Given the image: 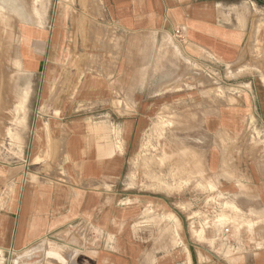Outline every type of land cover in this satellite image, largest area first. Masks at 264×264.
<instances>
[{
    "label": "crops",
    "instance_id": "0c3cea01",
    "mask_svg": "<svg viewBox=\"0 0 264 264\" xmlns=\"http://www.w3.org/2000/svg\"><path fill=\"white\" fill-rule=\"evenodd\" d=\"M40 17L17 27L12 72L24 87L12 121L25 108L28 146L21 164L0 168V264H264V0H63ZM167 59L217 78V95L237 72L234 104L214 105L205 79L170 96L207 111L212 140L234 141L207 150L225 158L209 179L195 151L183 170L172 165L173 180L202 176L214 196L131 186Z\"/></svg>",
    "mask_w": 264,
    "mask_h": 264
},
{
    "label": "rangeland",
    "instance_id": "374dc122",
    "mask_svg": "<svg viewBox=\"0 0 264 264\" xmlns=\"http://www.w3.org/2000/svg\"><path fill=\"white\" fill-rule=\"evenodd\" d=\"M56 1L62 2L63 0H40L37 5L39 14H37L32 10L33 0H0V29L2 30H0V76L2 77H0V168L7 169L9 167L19 165L23 162V160L27 159L26 147L28 146V125L26 124L25 117L26 110L23 108L19 111L17 118L12 121V119L16 116H13L14 110L11 109L14 100L23 94L21 90L24 87L21 77L22 72L16 73L15 71V75L12 72L14 71L12 68L13 59L19 57L17 31L18 23L28 19L36 21L41 20L40 16L47 9L49 4L53 6ZM69 2H75V0H69ZM7 37H10L11 41H9ZM14 40L15 43L13 45L12 41ZM170 46L171 47L165 45L164 47V56H167V58H169L170 54H173V52L177 55V50L172 44ZM163 68L164 84L162 92L164 102L162 107L156 111V116L152 119V123L149 125L150 129L147 130L144 138L141 140L136 153H134L129 159L128 169L132 180L131 186H140L148 193L162 192V195L164 196L173 195L174 197L179 198L187 196L188 192H192L197 197L203 195L208 197L214 196L211 192L206 193L208 190V187L204 186V182L206 181L204 180L203 182L200 178L190 179L188 180V183L186 181L187 179L183 178L178 179V182L177 180H173L170 176L171 170L164 168V163L167 164L166 167L170 169H172V165L178 169L180 164L179 162V164L176 163L174 165L169 162L170 160L167 161L166 159L168 157L172 159V154L175 155L174 158H180L178 160L180 161L183 160L182 156L186 153L185 150H196L195 153H198L202 158L204 177L208 178L207 175L209 166L218 165L220 163L219 160L221 159L223 160L222 164H224L225 158L209 156V151L207 150L210 148H228L230 147L229 145L234 144V141H231L230 144L228 141L226 142L224 137L218 133L215 134V139L212 140V136L208 131H206L205 126H203V119L205 117V112L207 111L194 106L198 105V103L190 105L186 102H182L179 103V108H176L175 105L172 107L170 103V96L172 92H186V89L194 87L201 88L197 86L199 84H203L205 79V82L209 84V87L212 89L210 94L208 92L206 93V97L214 105L219 106L234 104V85L236 83L235 75L237 72L234 70V67L229 68L226 78V92H224L225 97H223L216 94L219 89L217 78H214L211 74L210 77H204V73L202 72L203 70H198L195 67L193 69V66L187 64L185 61L172 60L171 62L167 59L163 61ZM176 72L178 75L175 74ZM199 72L202 74L201 77L198 74ZM174 74L175 78L171 79V75ZM198 78H200L199 81ZM172 81L175 83H172ZM226 98L228 101H226ZM168 118L171 119L172 122L166 123L165 126H163L161 120ZM158 123H160V125H158ZM10 128L13 129V135H9ZM184 156L186 155L184 154ZM230 159L233 161V157ZM203 160L205 161L203 162ZM184 165L186 167V163L181 166ZM178 170H176V173H179L180 175L181 173ZM175 177L179 178L180 176L176 174ZM210 191H212V189ZM180 208H182V210H186L187 206L180 204ZM249 227L252 229V225H249ZM230 251L231 249L227 250V252Z\"/></svg>",
    "mask_w": 264,
    "mask_h": 264
},
{
    "label": "bare ground",
    "instance_id": "6f19581e",
    "mask_svg": "<svg viewBox=\"0 0 264 264\" xmlns=\"http://www.w3.org/2000/svg\"><path fill=\"white\" fill-rule=\"evenodd\" d=\"M25 1H27V0H25ZM34 1H35V0H34ZM25 3H26V2H25ZM30 3H31V2H30ZM33 3H34V2H33ZM34 5H35V4H34ZM34 5H33V6H34ZM24 6H25V5H24ZM29 7H30V6H29ZM32 8H33V7H32ZM35 9H36V8H35ZM32 10H33V9H32ZM27 11H28V10H27ZM32 12H33V11H32ZM34 14H35V13H34ZM32 16H33V15H32ZM8 17H9V16H8ZM3 18H4V17H3ZM10 18H11V17H10ZM23 18H24V17H23ZM34 19H35V18H34ZM0 20H1V19H0ZM6 21H7V20H6ZM37 21H38V20H37ZM17 22H18V21H17ZM25 22H26V21H25ZM32 22H33V21H32ZM9 23H10V22H9ZM5 24H6V23H5ZM0 30H1V29H0ZM1 31H2V30H1ZM7 33H9V32H7ZM7 33H6V34H7ZM11 34H12V33H11ZM8 36H9V34H8ZM12 36H13V35H12ZM5 37H6V36H5ZM10 37H11V36H10ZM10 37H9V38L7 37V39H9V41H11V40H10ZM7 42H8V41H7ZM8 45H9V44H8ZM8 45H7V46H8ZM9 46H10V45H9ZM9 48H10V47H9ZM10 49H11V48H10ZM6 51H7V50H6ZM7 55H8V54H7ZM10 55H11V54H10ZM5 56H6V55H5ZM3 57H4V56H3ZM3 60H4V59H3ZM8 60H9V59H8ZM15 60H17V59H15ZM13 63H14V62H13ZM17 63H18V62H17ZM13 66H14V65H13ZM14 68H15V67H14ZM17 69H18V67H17ZM6 70H7V69H6ZM9 75H10V74H9ZM0 77H1V76H0ZM1 78H2V77H1ZM2 80H3V79H2ZM2 80H1V81H2ZM3 84H4V83H3ZM1 88H2V87H1ZM220 91H221V90H220ZM222 94H223V93H222ZM222 94H220V95L223 96L224 94H223V95H222ZM22 95H23V94H22ZM20 99H21V96H20ZM22 99H23V98H22ZM226 99H227V98H226ZM8 100H9V99H8ZM16 100H17V99H16ZM23 100H24V99H23ZM227 100H228V99H227ZM20 101H21V100H20ZM1 102H2V101H1ZM15 102H16V101H15ZM22 102H23V101H22ZM0 104H1V103H0ZM18 105H19V104H18ZM15 106H16V105H15ZM24 106H25V105H24ZM19 107H20V106H19ZM19 107H17V108H19ZM1 108H2V107H1ZM15 109H16V108H15ZM19 109L21 110L22 108L20 107ZM19 109H18V110H19ZM16 110H17V109H16ZM184 111H185V110H184ZM1 112H2V110H1ZM17 113H18V112H17ZM6 115H8V114H6ZM17 115H18V114H17ZM190 116H191V115H190ZM194 117H195V116H194ZM164 120H165V119H164ZM166 120H167V119H166ZM13 121H14V120H13ZM161 121H162V120H161ZM186 121H188V120H186ZM189 121H190V120H189ZM178 122H179V121H178ZM168 123H169V122H168ZM176 123H177V122H176ZM190 123H191V122H190ZM173 124H174V123H173ZM183 124H184V123H183ZM184 125H186V124H184ZM70 126H71V125H70ZM164 126H165V124H164ZM186 126H187V125H186ZM184 127H185V126H184ZM172 128H173V127H172ZM149 129H150V128H149ZM7 134H8V133H7ZM74 134H75V133H74ZM156 137H157V135H156ZM170 150H171V149H170ZM188 150H189V149H188ZM195 151H196V150H195ZM119 152H120V151H119ZM174 152H175V151H174ZM166 153H167V152H166ZM170 153H171V152H170ZM172 153H173V152H172ZM194 153H195V152H194ZM163 154H165V153H163ZM175 154H176V153H175ZM177 154H178V153H177ZM184 154H186V153H184ZM184 154H183V156H182V157H183V160H180L181 163H180V164L177 163V164H179V168H180V169H184L185 166H181V165H183L185 162L187 163V160H188V158H186V157L184 156ZM191 154H192V153H191ZM191 154H189V155L191 156ZM178 156H179V155H178ZM195 157H196V156H195ZM195 157H194V159H195ZM199 157L201 158L200 155H199ZM171 158H172V157H171ZM163 159H166V158H163ZM178 159H180V158H178ZM166 160H167V161L170 160L169 162L171 163V160H172V159H170V157H168ZM189 160L193 161V159H189ZM197 160H199V159L197 158ZM150 161H151V160H150ZM195 161H196V160H195ZM204 161H205V160H203V162H204ZM189 162H190V161H189ZM189 162H188V163H189ZM196 162H197V161H196ZM163 163H164V162H163ZM170 163H169V164H170ZM190 163H191V162H190ZM154 164H155V163H154ZM174 164H175V163H174ZM194 164H195V166H196V163H194ZM162 165H163V164H162ZM164 165H165L164 168H167L168 170H171L170 168L166 167L167 164L164 163ZM164 165H163V166H164ZM189 165H190V164H189ZM192 165H193V164H192ZM201 165H202V164H200L199 166H201ZM159 166H160V165H159ZM172 168H173V167H172ZM179 168H178V169H179ZM190 168H191V167H190ZM161 169H162V168H161ZM203 169H204V168H203ZM165 170H166V169H165ZM165 170H164V171H165ZM192 170H193V168H192ZM200 170H201V169H200ZM162 171H163V170H162ZM166 171H167V170H166ZM189 171H191V170L189 169ZM201 171H202V170H201ZM167 172H168V171H167ZM192 172H193V171H192ZM163 173H164V172H163ZM189 173H190V172H189ZM197 173H198V172H197ZM197 173H196V175H197ZM202 173H203V172H202ZM202 173H201V174H202ZM166 174H167V173H166ZM192 174L195 175V172H194V173H191L190 175H192ZM198 174H200V173H198ZM174 175H175V173H174ZM174 175H173V176H174ZM178 175H179V173H178ZM59 176H60V175H59ZM155 176H156V175H155ZM181 176H183V175H181ZM187 176H188V175H187ZM192 177L195 178V176H192ZM201 177H202V176H201ZM201 177H199V178H201ZM197 178H198V177H197ZM189 179H190V178H189ZM189 179H188V180H189ZM201 179H202V178H201ZM203 179H204V178H203ZM203 179H202V180H203ZM206 179H207V178H206ZM60 180H61V179H60ZM174 180H175V179H174ZM203 181H204V180H203ZM181 185H182V184H181ZM4 199H5V198H4ZM5 201H6V200H5ZM52 250H53V249H52ZM58 253H59V251H58ZM2 259H3V258H2ZM0 263H1V258H0Z\"/></svg>",
    "mask_w": 264,
    "mask_h": 264
},
{
    "label": "built area",
    "instance_id": "2783aa9c",
    "mask_svg": "<svg viewBox=\"0 0 264 264\" xmlns=\"http://www.w3.org/2000/svg\"><path fill=\"white\" fill-rule=\"evenodd\" d=\"M174 35L178 39H183V37H184V29L183 28L176 29Z\"/></svg>",
    "mask_w": 264,
    "mask_h": 264
}]
</instances>
